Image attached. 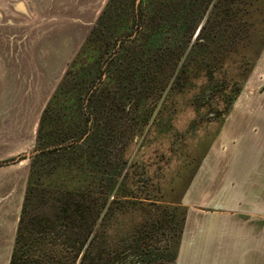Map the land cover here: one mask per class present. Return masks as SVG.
Returning <instances> with one entry per match:
<instances>
[{
  "label": "rangeland",
  "instance_id": "rangeland-1",
  "mask_svg": "<svg viewBox=\"0 0 264 264\" xmlns=\"http://www.w3.org/2000/svg\"><path fill=\"white\" fill-rule=\"evenodd\" d=\"M107 1L0 0V264H8L10 259L31 159L28 153L35 154L41 147L36 146V129L41 114L70 62L78 53L80 44L92 32L91 38H111L108 50L113 49L111 52H116L121 43L119 38H136L137 32L143 30L137 23L138 9L142 1L149 0H112L109 8L105 10L107 18L105 16L101 21L102 27L98 25L94 28ZM246 1L227 2L232 3L223 14L228 15L230 23H233L225 31L223 30L228 24L223 23L217 34L225 32L224 39L219 41L215 37L209 44L207 56L202 60L206 67L204 72L207 80L202 76L195 78L198 74L196 66L201 64L196 57L191 61L193 67L183 64L182 67L187 71L182 72L179 82L172 89L168 86L162 93L150 94L152 82L147 79L144 91L145 94H150L147 104L151 107L156 105L151 116L152 124H148L139 136L130 133L123 136V141H113V152H122V158L127 160L130 167V182L138 180L139 185L142 182L144 184L137 192L142 196L148 194L153 200L159 201L155 204L147 200L143 204H128L125 208L127 213L114 218L113 224L107 230L106 246H110L111 250L125 247L135 232L139 234L147 230L150 233L147 234L150 236V246L161 248L171 243V234L159 230L161 222H164V215L169 211V204L163 205L160 198L165 201L180 199L183 188L187 189L189 182L195 178V168L196 171L202 168L197 177L200 184L206 181L205 168L222 169V166L216 165H221L224 142L222 130L226 117L243 113V102H246L249 111H253V100L259 99V94L264 93V4L254 12L245 4ZM19 2L24 4L26 13L14 6ZM221 2L223 0H220V4ZM172 7L174 8L171 0H157L153 15L147 17L145 14L146 21L153 17V24L160 28L157 33L159 42L163 41L162 38H178L189 27L182 18H178L176 26L171 25L167 37H164L166 28H161L160 25L163 19H173L169 12ZM162 13H165L164 17H161ZM208 13L209 8L205 11L193 40L199 34ZM239 14L243 16L242 19L235 20L233 16ZM170 31H174L175 35ZM128 32L131 33L127 34ZM137 46L138 44L124 43L114 53L112 60H119V70L139 68L137 61L132 59V54L137 53ZM87 57L79 59L81 65L76 71L79 72V76H75L76 85L80 84L79 78L84 76V70L91 68L95 59ZM108 57L110 53L106 55ZM129 60L134 66H128ZM107 63L106 60L101 61L102 69ZM179 64H182V60ZM251 64L253 67L241 92L228 115L220 122L218 117L215 118V113L220 108L217 100L212 97L211 89L218 83L227 84L236 79L241 80ZM212 65H215L214 72ZM188 75L196 80L193 79L188 87H184L190 78ZM105 76L104 72L99 80ZM171 81L172 79L169 84ZM110 83L108 87L113 91L115 81L111 80ZM165 93H168V98H165ZM157 97L158 101L155 103ZM124 102L126 105V100ZM82 104L86 111V98ZM93 106L94 118L103 119L105 115L102 107H99V100H95ZM131 112L133 114V109ZM131 112L128 118L132 117ZM158 112L161 117L154 119ZM109 116L117 118L113 113H108L106 119ZM89 133L87 131L78 143ZM33 138L35 144L30 146L27 141ZM144 239L147 242L148 237L145 236Z\"/></svg>",
  "mask_w": 264,
  "mask_h": 264
},
{
  "label": "trees",
  "instance_id": "trees-1",
  "mask_svg": "<svg viewBox=\"0 0 264 264\" xmlns=\"http://www.w3.org/2000/svg\"><path fill=\"white\" fill-rule=\"evenodd\" d=\"M229 1L223 0L220 4V0H171L174 8H170L169 12L170 18L173 19H163L160 25L161 28H166L164 37H167L171 25L176 26L178 18H182L189 27L181 30L182 35L178 38H162L161 42L158 41L160 38H157L160 28L153 24L155 18L145 20V14L147 17L153 15L157 0L142 1L138 9L137 23L143 30L137 32L136 38L118 40L121 41L118 50L124 43L138 44L135 49L137 53L132 54L133 61H137L139 67L136 70H119V60H112L118 50H108L111 38H91L92 32L89 33L91 36L88 35L84 39L41 114L36 146L42 148L40 147L39 152L30 159L8 264H126L133 258H136L139 264H174L185 216V207L179 204V198L173 201L160 198L163 205L169 204V211L166 215L164 212V222H161L159 227L163 233L167 231V234H171L169 245L161 248L150 246V236L147 235L150 233H147V230L139 234L135 232L125 247L111 250L110 246H106L108 228L113 224L114 218L127 213L125 208L128 204H143L144 200L155 204L159 201L153 200L148 194L142 196L137 192L140 186H144L143 182L140 185L138 180L130 182L127 160L122 158V152L114 153L111 145L114 140L123 141V136L130 133L141 135L147 125L152 124L151 116L156 105L151 107L147 104L150 94L162 93L168 86L170 89L174 88L182 72L187 71L182 67L183 64L187 63V67L191 68V61L196 57L201 64L196 66L198 74L194 73L195 78L202 76L207 80L204 72L206 67L202 60L207 56L212 38L217 37L219 41L224 39L223 31L233 23H230L228 15L223 14L226 8H230L228 5L232 2L227 3ZM111 2L112 0L107 1L94 28L98 25L102 27L101 21L105 18V10ZM246 2L254 12L264 4V0ZM208 8L209 13L201 25L199 34L193 40V35ZM162 16L164 17L165 13H162ZM233 17L237 20L243 16L239 14ZM223 23L228 25L218 35ZM129 33L131 32L127 34ZM172 34L175 35L174 31ZM109 53L110 57L106 58ZM82 57L95 59L91 68L84 70V76L79 78L80 84L76 85L75 76H79L76 71L81 65L79 59ZM103 60L108 61L104 69L101 66ZM128 66H134L131 60ZM212 67L214 72L215 65ZM252 67L253 64L249 65L241 80L236 79L227 84L218 83L211 89L212 97L217 100L220 108V111L215 113V118L218 117L220 122L228 115ZM132 70L134 72L131 73ZM104 72L105 78L99 80ZM147 79L152 82L150 94L144 93ZM193 79V76L190 77L184 87H188ZM111 80L115 81L113 91L108 87ZM84 98L86 111L82 104ZM165 98H168V93H165ZM95 100H99V107H102L105 116L113 113L117 118H94ZM154 101L156 103L158 97ZM202 105L200 106L203 107ZM130 112L132 117L128 118ZM158 114L159 112L154 115V119L161 117ZM87 131L90 133L78 143ZM44 144L54 146L44 147ZM185 190L186 187L183 188L182 194ZM145 236L148 237L147 242H144Z\"/></svg>",
  "mask_w": 264,
  "mask_h": 264
},
{
  "label": "crops",
  "instance_id": "crops-1",
  "mask_svg": "<svg viewBox=\"0 0 264 264\" xmlns=\"http://www.w3.org/2000/svg\"><path fill=\"white\" fill-rule=\"evenodd\" d=\"M259 96L253 111L243 102V113L226 117L216 165L222 169L205 168L204 184L199 169L181 195L185 216L174 264H264V93Z\"/></svg>",
  "mask_w": 264,
  "mask_h": 264
},
{
  "label": "water",
  "instance_id": "water-1",
  "mask_svg": "<svg viewBox=\"0 0 264 264\" xmlns=\"http://www.w3.org/2000/svg\"><path fill=\"white\" fill-rule=\"evenodd\" d=\"M17 9L18 10H20V11H22V12H27V10H26V8H25V6H24V4L22 3V2H19L18 4H17ZM35 144V140H33L32 142H31V146H33ZM34 153H28V156H32ZM29 165H30V162H29V164H28V171H29ZM134 264H136V263H134Z\"/></svg>",
  "mask_w": 264,
  "mask_h": 264
},
{
  "label": "flooded vegetation",
  "instance_id": "flooded-vegetation-1",
  "mask_svg": "<svg viewBox=\"0 0 264 264\" xmlns=\"http://www.w3.org/2000/svg\"><path fill=\"white\" fill-rule=\"evenodd\" d=\"M134 263H136V264H139V262H138V260L136 259V258H133V259H131L128 263H126V264H134ZM116 264H121V263H116ZM124 264V263H123Z\"/></svg>",
  "mask_w": 264,
  "mask_h": 264
}]
</instances>
